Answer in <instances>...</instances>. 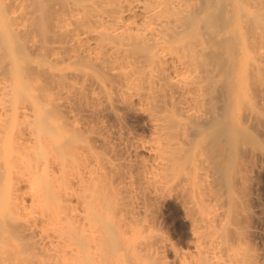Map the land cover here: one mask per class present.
Segmentation results:
<instances>
[{
  "label": "bare ground",
  "instance_id": "obj_1",
  "mask_svg": "<svg viewBox=\"0 0 264 264\" xmlns=\"http://www.w3.org/2000/svg\"><path fill=\"white\" fill-rule=\"evenodd\" d=\"M263 134L264 0H0V264H264Z\"/></svg>",
  "mask_w": 264,
  "mask_h": 264
},
{
  "label": "rangeland",
  "instance_id": "obj_2",
  "mask_svg": "<svg viewBox=\"0 0 264 264\" xmlns=\"http://www.w3.org/2000/svg\"><path fill=\"white\" fill-rule=\"evenodd\" d=\"M262 136L261 138L264 139V137ZM262 139L260 140L264 142V140ZM260 140L259 142H261ZM254 158L257 157L254 156ZM258 158L260 159L259 156ZM248 159L246 161H248ZM257 159L255 160L253 159V162L251 161V166H252L251 168L253 169H251L250 165H248V167L250 168V170H252V172L251 171L249 172L248 171L249 168L247 167V164L250 162L249 161L247 163L245 162L247 172H249V174L251 175L247 173L249 177L245 185L247 184V182L248 184L247 187H245V190L243 188V192L245 191V195L243 193L244 198H242L243 200L242 203L244 202L243 203L244 205L243 204L242 205H243V209L246 208L244 210V215L248 219L247 223L249 224H247V226L249 228L253 227L251 230L254 229L258 232V234L260 233L258 239H256V243L257 241L259 242L256 244V248L257 250L263 252L264 251V158L263 159L261 158V160L259 159L257 160ZM250 177L252 179H250ZM245 212L247 213L248 216L246 215ZM165 218L167 219L166 221H168V223L171 222V218L168 215H165Z\"/></svg>",
  "mask_w": 264,
  "mask_h": 264
}]
</instances>
